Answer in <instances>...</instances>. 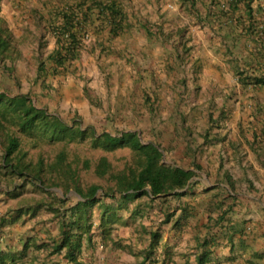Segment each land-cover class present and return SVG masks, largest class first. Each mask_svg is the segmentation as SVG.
<instances>
[{
    "label": "rangeland",
    "instance_id": "374dc122",
    "mask_svg": "<svg viewBox=\"0 0 264 264\" xmlns=\"http://www.w3.org/2000/svg\"><path fill=\"white\" fill-rule=\"evenodd\" d=\"M119 1L129 16L130 30L113 43L114 54H101L99 50L91 54L84 52L76 63L77 71L73 76L48 77L46 87H42L36 75L37 46L43 43L45 48L42 51L45 55L52 49L53 42L34 15L35 9H42L40 3L38 0H3L1 15L19 40L23 57L14 63L6 61L0 64V92L10 96L28 95L37 108H44L57 115L66 124L78 123L80 128L92 129L97 134L137 132L143 143L152 142L160 146L163 150V163L167 165L190 169L197 165L201 168L199 172L213 173L208 169H216V155L208 154L213 153L214 149H209L211 143L205 144L216 138L223 139L218 158L221 163H225L226 168L231 170L247 165L248 156L253 154L249 145L252 140L250 125H264V90L243 87L237 82L236 65L240 63L242 68L252 61L253 52L249 53L250 48H237L233 55L235 57L226 55L229 58L225 56V60L232 61H227L232 70L227 69L226 72L217 67L220 77L216 82L202 77L204 66L208 65L207 57L188 58L184 64L180 61L179 69L174 73L168 72L162 67L165 62L163 59L166 57L167 61L169 56L173 58L175 52L174 59L178 61L175 45L179 37L175 30L184 27L190 32L199 30L197 22H193L189 13L182 9V2L180 6L177 2H163L161 7H156V17L151 11L152 20L148 21L141 19L140 12L147 5L155 10L152 4L145 0V3L143 0ZM44 11L41 12L46 15ZM144 22L152 31L160 29L166 33L169 42L147 40L141 28ZM186 57L182 53L181 58L186 61ZM196 67L199 71L195 70L197 76L192 81L191 71L194 72ZM231 71L233 75L228 77ZM253 71L258 73L259 68ZM176 73L179 74L178 78H175ZM85 89L90 99L85 95ZM221 112L224 113L223 118H219ZM209 118L217 123L210 126ZM20 138L22 149L28 152V161H36L39 155L46 161L52 160L64 148L68 162L76 171L77 184L83 189L91 184L106 189L110 184L106 178H100L94 173V166L101 156L107 157L115 169H121L131 159L127 148L106 153L93 150L87 144L64 146L60 143L38 142L35 146L36 138L31 140L25 135H20ZM180 147L183 155L174 153V149ZM3 152L0 143V155ZM85 161L89 163L87 169L84 168ZM262 166L258 162L253 171ZM6 174L4 166L0 165V194L4 188H11L10 177ZM200 183L201 188L209 189L210 185L219 181L201 178ZM36 189L32 188L33 191Z\"/></svg>",
    "mask_w": 264,
    "mask_h": 264
},
{
    "label": "crops",
    "instance_id": "0c3cea01",
    "mask_svg": "<svg viewBox=\"0 0 264 264\" xmlns=\"http://www.w3.org/2000/svg\"><path fill=\"white\" fill-rule=\"evenodd\" d=\"M145 1L152 4L155 10L147 5L146 9L140 12L142 20H152L151 11L156 17V7H161L163 2H177L179 6L182 2V9L186 10L191 20L198 24L199 30L195 29L192 32L185 27L175 30L176 36L179 37L175 45L178 61L174 59L175 52L173 58L169 56L166 61L165 57L162 67L166 68V71L174 73L181 67L178 62L184 64L188 58L207 57L208 65L204 66L202 77L210 82H216L220 77L216 68L220 67L226 72L227 69L232 70L227 63L232 61L225 59L226 55L235 57L233 55L237 48H250L249 53L253 52V59L247 64H253L254 68L260 69L262 66L257 64L258 61L264 64V37L260 42L251 35L240 37L239 28H228L229 30L225 28L219 31L216 23L207 22L210 0ZM191 1L194 3L193 8L190 5ZM252 7L259 10L258 17L264 21V0H253ZM158 11L161 14V10ZM235 16L246 20L242 7ZM141 28L147 40L153 42L159 39L162 43L169 42L167 35L156 37L155 32L158 29L152 31L149 28L155 35L150 36L146 32V28L148 29L146 22L141 24ZM128 30L112 42L107 40V43H110V52L106 55L114 54L113 43L122 38ZM226 33H230V37H226ZM232 37H236L237 40L233 41ZM182 53L187 56L186 61L181 58ZM207 68L209 69L206 70ZM236 68L238 75L244 66L241 68V64L238 63ZM195 70L198 72L199 68L191 71L192 81H195L197 76ZM178 75L176 73L175 78H178ZM230 75H233L232 71L228 77ZM257 126L262 125L253 128ZM222 141V138H216L206 142L205 145L209 143L212 145L209 149H214L213 153L208 154L216 155L214 160L216 169H208L213 173L194 169L196 175L191 179L189 186L182 190V196L169 194L154 198L146 196L131 198L124 193H114L107 197L102 194L98 196V202L90 208L85 207L88 211L87 216L90 217L88 222L90 226L87 232L86 229L79 231L83 235L81 252L76 254V264H141L151 244V234L154 232H159L160 237L155 245L153 257L145 264H195L202 252L203 248L200 246L203 242H207L208 250L204 264H264V163L261 164L260 158L257 157L258 145H252V136L249 145L254 156L253 154L248 156L247 165L243 164L242 167L230 170L218 158L221 154L219 147ZM189 146L193 147L191 144ZM181 149L182 147L174 149V153L183 155ZM3 153L0 155V165H4ZM258 162L263 166L253 171ZM212 165L211 163L210 166ZM176 167L183 168L178 165ZM201 178H209L219 183L210 185L209 189L201 188ZM10 181L11 188H4L0 196V217L8 209L29 207V211L11 225H2L0 222V253L14 258L13 262L6 264H75L66 258L65 249L53 252V248L54 244H58L63 238V223L82 216V211L69 210L83 200L72 191L64 195L60 188L41 189L34 183H23L16 176L10 177ZM228 181L233 182L234 191L228 188ZM212 186L214 187L211 188ZM33 187L37 189L33 191ZM219 206H222L220 210ZM224 211V218L220 220L219 217ZM167 215H170L169 221L164 223Z\"/></svg>",
    "mask_w": 264,
    "mask_h": 264
},
{
    "label": "trees",
    "instance_id": "16d2710c",
    "mask_svg": "<svg viewBox=\"0 0 264 264\" xmlns=\"http://www.w3.org/2000/svg\"><path fill=\"white\" fill-rule=\"evenodd\" d=\"M40 9L34 10L37 23L44 31L50 34L53 42L51 50L44 55L43 43H38V55L36 57V75L40 79L42 87L48 77L73 76L76 71V63L82 54L110 52L109 42L122 36L129 28L130 23L127 14L119 0H38ZM2 2L0 0V62L14 63L21 57L20 42L13 35L8 22L1 15ZM210 0L208 23H216L219 31L225 28H239V36L251 35L258 41L264 37V21L259 17V10L252 7L253 0ZM190 5L194 7L193 1ZM243 8L246 20L235 14ZM46 15L43 14V11ZM229 30V29H228ZM231 31V30H230ZM150 36H165L162 30L150 32ZM230 33H226V37ZM105 38L106 40H104ZM236 41V37H232ZM258 42V43H259ZM263 44V43H262ZM261 69L255 73L254 65L247 64L238 74V82L243 87L264 90V64L259 63ZM11 72V70H8ZM85 89V95L90 96ZM93 103L94 100H90ZM219 118L224 117L221 112ZM210 126L216 121L209 118ZM5 129V130H3ZM253 144H257V157L260 163H264V126L252 127ZM25 135L29 139L36 138L38 142L60 143L64 146L70 144H87L93 150H101L106 153L118 149L130 150L131 159L124 163L121 169H115L107 157L101 156L95 166L94 173L100 178H106L110 183L106 189L98 184H91L87 188H81L77 183L76 171L67 160V152L62 148L52 160L46 161L39 155L36 161L26 160L28 152L22 149V139ZM0 143L3 147V166L6 176H16L23 183H34L41 189L60 188L65 195L73 190L83 201H79L69 211H82V216L76 220L63 223V238L58 244H54L53 252L65 249V256L70 262L76 264V254L81 252L82 235L79 231L89 229L86 208H90L98 202L100 194L109 196L114 193H124L131 198L146 196L154 198L158 195L173 194L182 196V190L186 189L191 179L196 175L194 169H183L163 163V150L160 146L147 142L143 143L137 132H124L112 135L109 132L95 133L92 129H82L78 123L66 124L57 115L49 113L44 108H37L28 95L10 96L6 92L0 93ZM84 168H89V163L84 162ZM227 177V176H226ZM228 188L234 191V184L228 181ZM100 192V194H99ZM51 203H49L50 205ZM39 205V204H38ZM37 205V206H38ZM82 207V210H81ZM222 206L218 207L220 210ZM29 207L8 209L0 217L4 224L15 223L22 215L28 213ZM85 213V214H84ZM225 211L219 217L224 218ZM169 216L164 223L169 221ZM83 219V220H82ZM82 220V222H80ZM84 225V226H83ZM151 244L145 252L143 262L150 261L154 255V248L159 239V232L151 234ZM207 242L200 246L201 254L195 264H204L207 259ZM10 255L0 253V264L13 262Z\"/></svg>",
    "mask_w": 264,
    "mask_h": 264
},
{
    "label": "built area",
    "instance_id": "2783aa9c",
    "mask_svg": "<svg viewBox=\"0 0 264 264\" xmlns=\"http://www.w3.org/2000/svg\"><path fill=\"white\" fill-rule=\"evenodd\" d=\"M229 1V0H228Z\"/></svg>",
    "mask_w": 264,
    "mask_h": 264
}]
</instances>
